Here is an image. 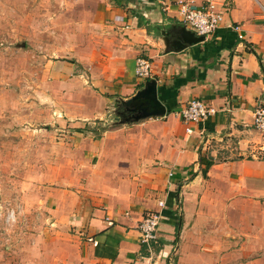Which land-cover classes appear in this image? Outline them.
Segmentation results:
<instances>
[{
    "label": "crops",
    "instance_id": "crops-1",
    "mask_svg": "<svg viewBox=\"0 0 264 264\" xmlns=\"http://www.w3.org/2000/svg\"><path fill=\"white\" fill-rule=\"evenodd\" d=\"M93 1L87 41L71 38V60L47 65L56 111L84 121L74 127L105 116L100 137L74 129L70 150L54 154L53 171L43 174L52 184L44 202L61 228L42 247L49 264H263L254 256L262 233L252 231L261 218L238 221L239 207L254 211L242 194L264 197L263 138L254 128L264 103L261 0H212L224 23L180 50L162 33L180 22L177 0ZM138 57L151 62V78L136 75ZM149 79L166 115L114 123L130 115L122 101ZM195 98L217 112L189 134L180 111ZM150 212L162 218L148 245L139 225Z\"/></svg>",
    "mask_w": 264,
    "mask_h": 264
},
{
    "label": "rangeland",
    "instance_id": "rangeland-1",
    "mask_svg": "<svg viewBox=\"0 0 264 264\" xmlns=\"http://www.w3.org/2000/svg\"><path fill=\"white\" fill-rule=\"evenodd\" d=\"M95 4L0 0V264L50 263L52 257L43 254L42 247L54 227L61 228L50 220L44 200L45 188L52 184L43 174L53 171L54 154L70 150L74 129H91L89 134L96 138L105 130V116L74 127L73 123L84 121L67 120L56 111L53 79L47 71L50 60H71L67 51L71 38L76 46L87 41ZM242 195L246 197L242 205L254 211L246 213L239 207L238 221L261 218L260 227L255 223L251 230L262 233L255 239L254 256L264 264V197Z\"/></svg>",
    "mask_w": 264,
    "mask_h": 264
},
{
    "label": "built area",
    "instance_id": "built-area-1",
    "mask_svg": "<svg viewBox=\"0 0 264 264\" xmlns=\"http://www.w3.org/2000/svg\"><path fill=\"white\" fill-rule=\"evenodd\" d=\"M178 17L180 22L184 23L198 35L209 38L217 32L225 20L224 13L217 8L212 0L197 5L190 0H177ZM236 30H240L239 25L230 24ZM136 75L141 79L151 78L153 75L152 66L149 59L138 57L136 62ZM217 109L201 99H192L181 111V117L187 127V132L193 133L192 124H199L214 115ZM254 128L262 134V150L264 152V103L258 105L254 111ZM173 176V173H170ZM161 205L164 202L161 201ZM162 215L160 212H150L141 221L139 228L141 233V242L150 245L158 239V230Z\"/></svg>",
    "mask_w": 264,
    "mask_h": 264
},
{
    "label": "water",
    "instance_id": "water-1",
    "mask_svg": "<svg viewBox=\"0 0 264 264\" xmlns=\"http://www.w3.org/2000/svg\"><path fill=\"white\" fill-rule=\"evenodd\" d=\"M171 27V30H163L162 33L174 49L180 50L206 39L205 36L198 35L182 22L175 23ZM118 103H120V100ZM122 104L131 114L122 119L119 113V116L114 119V123L126 124L149 117H161L167 113L166 105L158 96V82L156 79L147 80L143 88L138 90L131 98L122 101Z\"/></svg>",
    "mask_w": 264,
    "mask_h": 264
},
{
    "label": "trees",
    "instance_id": "trees-1",
    "mask_svg": "<svg viewBox=\"0 0 264 264\" xmlns=\"http://www.w3.org/2000/svg\"><path fill=\"white\" fill-rule=\"evenodd\" d=\"M199 162H200V164L208 165L210 163V158H207V157L203 156L202 154H200Z\"/></svg>",
    "mask_w": 264,
    "mask_h": 264
},
{
    "label": "flooded vegetation",
    "instance_id": "flooded-vegetation-1",
    "mask_svg": "<svg viewBox=\"0 0 264 264\" xmlns=\"http://www.w3.org/2000/svg\"><path fill=\"white\" fill-rule=\"evenodd\" d=\"M128 113H130V114H131V112H128Z\"/></svg>",
    "mask_w": 264,
    "mask_h": 264
}]
</instances>
